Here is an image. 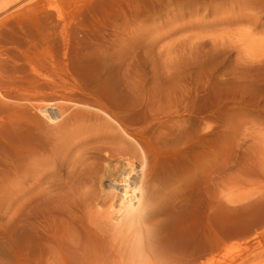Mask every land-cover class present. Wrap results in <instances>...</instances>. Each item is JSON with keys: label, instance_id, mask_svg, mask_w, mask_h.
I'll use <instances>...</instances> for the list:
<instances>
[{"label": "rangeland", "instance_id": "374dc122", "mask_svg": "<svg viewBox=\"0 0 264 264\" xmlns=\"http://www.w3.org/2000/svg\"><path fill=\"white\" fill-rule=\"evenodd\" d=\"M0 264H264V0H0Z\"/></svg>", "mask_w": 264, "mask_h": 264}]
</instances>
